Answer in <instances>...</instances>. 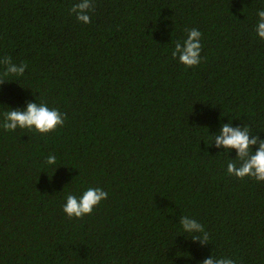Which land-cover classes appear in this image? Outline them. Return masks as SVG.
<instances>
[{
    "label": "trees",
    "instance_id": "1",
    "mask_svg": "<svg viewBox=\"0 0 264 264\" xmlns=\"http://www.w3.org/2000/svg\"><path fill=\"white\" fill-rule=\"evenodd\" d=\"M79 2L0 0V264H264V181L229 175L237 150L214 142L229 123L264 141V0H92L91 23ZM192 28L187 67L172 52ZM29 103L63 126L5 130ZM89 187L108 198L69 218Z\"/></svg>",
    "mask_w": 264,
    "mask_h": 264
},
{
    "label": "clouds",
    "instance_id": "2",
    "mask_svg": "<svg viewBox=\"0 0 264 264\" xmlns=\"http://www.w3.org/2000/svg\"><path fill=\"white\" fill-rule=\"evenodd\" d=\"M92 0H80L79 3L72 6L71 11L76 14V18L84 23H91L89 12L94 10ZM259 20L257 22L256 32L261 39H264V10H258ZM187 38L183 41V47L180 42H176L175 49L172 52V57L177 58L183 65L194 67L201 62V36L202 33L196 28L187 30ZM4 63L10 65L7 72L3 73L7 77L10 73H16L22 76L27 67L26 64H21L17 67L12 63L11 57H4ZM4 80L0 79V84ZM5 122L3 128L8 131H14L17 128L32 129L35 128L39 133H49L56 130L57 127H62L66 119V114H62L58 109H50L47 104L29 103L26 111L9 110L5 114ZM214 142L217 147L223 146L225 149H236L238 153L239 166L234 162L227 164V172L237 178L243 179L246 176L254 178L256 181H264V141H260L258 136H253L250 139V130L247 126L244 128H233L231 123L225 124L219 135L214 137ZM258 145V148L253 152V146ZM46 163L54 165L56 156L49 155ZM108 198V193L101 188L89 187L81 196L77 197L68 194L66 203L63 205V212L69 218H82L85 215L92 214L94 208L101 201ZM184 230L192 233L193 230L203 234L204 241L209 240V235L205 231L203 225L196 220L190 221L185 218L181 220ZM199 237L193 236V239ZM204 264H236L233 259L210 258L204 261Z\"/></svg>",
    "mask_w": 264,
    "mask_h": 264
}]
</instances>
